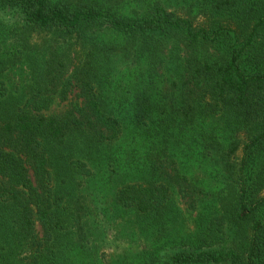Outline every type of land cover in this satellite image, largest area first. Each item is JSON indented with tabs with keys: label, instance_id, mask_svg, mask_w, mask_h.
I'll use <instances>...</instances> for the list:
<instances>
[{
	"label": "trees",
	"instance_id": "1",
	"mask_svg": "<svg viewBox=\"0 0 264 264\" xmlns=\"http://www.w3.org/2000/svg\"><path fill=\"white\" fill-rule=\"evenodd\" d=\"M205 1L204 13L218 20L195 28L191 17L177 15L158 1L143 13L128 14L106 0H0L1 5L18 8L27 23L41 30L78 31L79 37H85L83 48L86 42L91 44L89 58L59 83L62 97L75 91L80 99L60 114L43 112L50 108V95L57 90L51 86L57 74L42 71L30 96L14 106L9 105L12 94L0 68L2 259L16 261V250L27 241L24 251L34 249L41 258L25 255L26 264H64L60 255H65V244L58 245L57 236L66 225L60 211L66 186L53 165L61 159L91 175L88 159L102 145L117 141L129 125L157 139L154 142H158V133L167 142L183 129L195 130L193 142L219 162L230 160L238 146L234 136L243 134L248 140L241 164L235 171L224 168L223 179L228 187H236L238 219L247 221L264 211V154L260 153L264 150V0ZM238 19L251 22L247 32L233 26ZM90 30L94 31L91 35ZM108 32L124 37L102 36ZM119 54L132 62L144 60L147 70L125 92L109 91L104 85L108 77L105 62ZM159 68H167L169 75L157 97L152 86ZM212 116L223 122L226 144L216 137L214 126L205 128ZM172 157L161 160L157 150L144 173L137 172L118 190L117 203L134 208L154 226L164 224L170 212L171 180H186L179 171L173 175ZM256 160L260 168L253 167ZM36 221L42 226L41 238ZM49 241L53 243L46 245ZM243 242L244 252L198 251L195 246L165 261L137 264H264L260 258L264 220L253 223Z\"/></svg>",
	"mask_w": 264,
	"mask_h": 264
},
{
	"label": "rangeland",
	"instance_id": "2",
	"mask_svg": "<svg viewBox=\"0 0 264 264\" xmlns=\"http://www.w3.org/2000/svg\"><path fill=\"white\" fill-rule=\"evenodd\" d=\"M156 1L177 15L191 17L195 28L218 20H211L204 13L205 0H106L128 14L143 13ZM235 23L233 26L239 31L246 32L251 24L245 19H238ZM77 32H63L61 28L46 32L27 23L18 8L0 4V68L12 94L9 105L23 104L44 70L58 76L55 85H51L54 86L52 91L57 90L51 93V106L43 111L45 114H60L80 101L75 91L62 97L63 88L59 85L63 76L68 77L91 54L90 42H86L84 46L87 47L83 48L85 37H79ZM93 32L90 30L89 35ZM111 35V32L102 34L107 39L117 37ZM103 69L108 71L105 88L123 92L136 85L140 74L147 71L144 60L132 62L120 54L106 61ZM168 75L167 68H159L155 75L152 87L157 97L164 89ZM210 125L215 127L216 137L226 144V135H223L226 129L219 117L207 118L205 128ZM193 134L197 132L183 129L180 135L163 142L158 133V142H154L157 139L144 136L129 125L117 141L102 145L99 152L88 159L91 175L78 172L61 159L55 162L53 171L66 186V197L60 209L66 225L57 236L58 245L65 244V255H60L64 264H137L151 259L161 262L179 250H191L195 246L199 247L198 251H245L243 241L250 235L253 223L264 220V211L257 212L255 218L247 221L238 219L234 212L236 187H228L223 176L224 168L235 171L240 166L248 139L237 133L234 138L238 146L229 162H219L193 142ZM217 147L220 149L221 146ZM157 150L161 160L172 155L171 161L175 162L170 169L176 168L172 170L173 175L179 171L186 179L171 180L170 212L165 223L158 224V227L134 208L123 206L115 199L118 190L131 182L137 172L144 173L142 170L148 168L149 160ZM260 153L264 154V150ZM260 165L256 160L253 167L260 168ZM58 184L55 183V193ZM35 226L38 238H41V223L36 221ZM52 243L45 242L46 245ZM27 244L23 241L19 245L21 249L16 250V261L0 257V264H26L25 255L40 259L41 255L34 249L24 251L23 247L29 246ZM260 258L264 260V254Z\"/></svg>",
	"mask_w": 264,
	"mask_h": 264
}]
</instances>
